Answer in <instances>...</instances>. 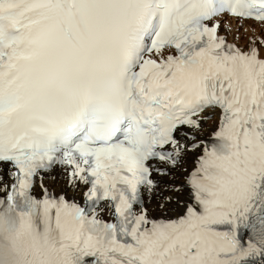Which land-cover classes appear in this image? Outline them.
Here are the masks:
<instances>
[{"label":"snow or ice","instance_id":"1","mask_svg":"<svg viewBox=\"0 0 264 264\" xmlns=\"http://www.w3.org/2000/svg\"><path fill=\"white\" fill-rule=\"evenodd\" d=\"M0 264H264V0H0Z\"/></svg>","mask_w":264,"mask_h":264}]
</instances>
